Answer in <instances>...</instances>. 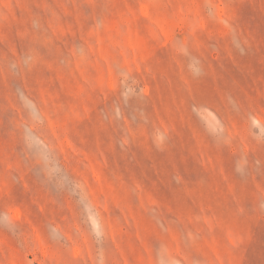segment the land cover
Segmentation results:
<instances>
[{"label":"rangeland","instance_id":"obj_1","mask_svg":"<svg viewBox=\"0 0 264 264\" xmlns=\"http://www.w3.org/2000/svg\"><path fill=\"white\" fill-rule=\"evenodd\" d=\"M0 264H264V0H0Z\"/></svg>","mask_w":264,"mask_h":264}]
</instances>
